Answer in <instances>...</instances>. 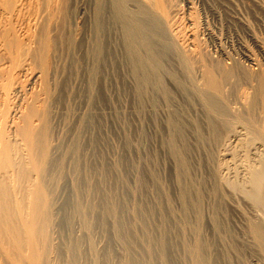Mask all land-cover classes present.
I'll use <instances>...</instances> for the list:
<instances>
[{"label":"bare ground","instance_id":"bare-ground-1","mask_svg":"<svg viewBox=\"0 0 264 264\" xmlns=\"http://www.w3.org/2000/svg\"><path fill=\"white\" fill-rule=\"evenodd\" d=\"M41 3L35 48L13 41L10 25L0 30L2 47L11 62L0 78L3 75L13 84L14 70L28 60L39 70L38 90L22 100L26 101L19 110V121L13 126L11 122V127L7 119L13 109L7 107V101L9 94L20 91L3 82L7 88L0 108V264H233L235 258L234 264H245L238 259L243 239L221 220V209L228 207L229 199L214 197L211 214L201 212L197 193L189 183L187 147H177L178 140H183L179 135L190 125L192 130L194 123L175 97L188 110L194 102L199 106L203 125L214 139L237 126L263 147L264 77L254 79L248 103L234 109L230 94L238 85L235 78L243 76H236L240 64L226 66L222 60L212 59L198 42L188 46L183 29L172 17L173 0H91L93 41L89 54L85 53L91 60L87 72L91 88L102 94L107 73L118 62L126 66L139 111L166 109V136L160 150L169 159V195L148 157L137 154V160L131 161L133 148L127 137L121 154L108 161L105 154L94 152L92 134L84 138L92 130L94 117L89 112L75 117L73 127L65 124L63 108L58 110L66 86L64 74L50 50L48 32L62 0ZM0 4L8 10L14 0ZM245 57L254 61L249 53ZM58 119L69 128L61 136L56 132ZM258 173L253 176V188L259 192L254 202L264 211V172ZM59 191L65 195L58 203ZM253 219L243 223L242 231L264 264V226ZM96 237L102 239L100 247Z\"/></svg>","mask_w":264,"mask_h":264},{"label":"rangeland","instance_id":"rangeland-1","mask_svg":"<svg viewBox=\"0 0 264 264\" xmlns=\"http://www.w3.org/2000/svg\"><path fill=\"white\" fill-rule=\"evenodd\" d=\"M41 1L14 0L15 8L13 6L11 9H8L10 11L6 8L4 9L3 5L0 4L2 5V7L0 6V30L10 25L14 34H12L14 36V39L12 38L13 41L18 40V42H23L24 45L27 44L26 47L35 48V43L39 40L37 30L40 28L39 24H41L42 20L41 13L39 14L43 4ZM60 4L59 11L49 21L48 32L51 37L50 50L56 55L57 62L59 61L58 65H61L62 67H59L63 69L60 71L62 75L64 74L62 78L65 80L66 86L62 92L63 103L58 110L60 111L63 108L61 114L65 118V124L68 127H73L74 120L77 119L75 117L89 112L94 117L91 123L92 130L85 132L84 138L88 139L92 134L94 152L97 151L98 154H105L108 161H114L115 157L121 154V144H123V140L127 137L128 141H131L130 144L133 148L132 153L130 152L129 154V158L132 159L131 161L137 160V154L148 157L149 162L155 166L160 181L165 186V192L170 195V192L172 193V186H170L169 159L160 150L162 149L161 141L166 136L165 128L163 131L164 120L166 119L165 115L167 113H165L166 109L156 108L158 111L156 110L153 113L147 107L146 109H142L144 112L142 110L139 111L138 104L136 105L131 91L132 86L130 85L129 77H127L126 66L119 65L118 62H116V65H118L112 67L107 73L109 77L105 79V86L103 85L102 87L105 90L102 91L103 95L98 92L96 94V91L91 88L89 74L87 73L90 71L91 65L89 62L91 63V60L89 56L86 57L85 55L86 51L89 54L93 41L91 0H62ZM173 5L175 7L172 17L178 22V25L180 24V29H183L188 46L195 45L198 42L200 43H197L200 49H204L212 59L222 60V63L226 66L232 62L240 64L238 66V63H236L240 69H238L237 73L235 70V73L236 76H242L241 74H243V78L238 76L237 78H241L237 80L238 83L235 78V86L238 85L236 88L231 86L233 89L235 88L234 91L229 87L233 91V95L230 94L231 99H229L231 103H229L231 107L232 105L234 106L232 107L234 109L235 107L243 106L244 102L248 103L249 100L247 101V99L253 94V84L255 85V81L258 78L260 79L261 76V78L264 77V0H173ZM174 15L176 16L175 18ZM80 41L81 44L79 43ZM2 46L3 44L0 39V72L11 68L9 56L5 53L4 46ZM222 53L223 55H221ZM247 53L254 59V61L251 60L253 63L246 59L245 55ZM25 60H28V58ZM21 65L20 69H16L13 72L15 74L12 76L14 82L11 81V78L9 79L14 85L6 81V78L3 79V75L0 78L1 86H4V83L6 84L7 82L8 87L13 85L20 91H18L19 95L16 91L13 93L14 95L9 94L10 96L8 97V99L13 98L7 101L9 103L7 107L11 110L13 109L12 111L10 110L11 115L7 119L9 120L10 127L19 121V113L21 114L26 101L22 100L29 99L30 94L36 89L38 90L39 82L36 78L39 70L36 66L31 65L29 60ZM241 70H243V73ZM252 70L255 75L258 74L255 76ZM249 72L250 74H248ZM249 76H253V80ZM254 79L256 80L254 81ZM6 85L4 88L1 87L2 89L0 88L2 93L0 94L1 109H3V103H5L3 90L5 87L7 88ZM13 86L11 88H14ZM229 88L227 89L229 90ZM100 95L102 96L100 97ZM98 96L100 100L97 99ZM175 98L178 106L183 109L187 119L192 124L194 123L193 126L196 125L194 126L195 130H193V126L192 130H190L191 125L188 127L190 129L185 128L184 132L179 135L182 136L183 140L177 139V147L178 150L182 144H185L187 147L186 163L188 166L189 183L197 193L201 212L204 215L211 214V205L214 197L221 195L223 199H229L232 203L228 200V207L221 209V220L226 221L225 223L231 231L235 235L238 233V236L240 235L239 239L242 238L245 242H241L242 239L239 241L242 244L240 243L241 248L239 249L238 259L245 264H263L260 253L258 251L256 253L254 245L253 247L250 245L253 244L250 243L251 239L246 238L248 235L244 234L242 230L245 228L243 223L248 218H254L255 221L259 220L264 226V211L258 204L256 205L257 199H254L258 196V194L256 195L258 190L254 187L256 191L253 188L254 178L257 176V173H260V171L261 173L264 172L262 170L264 169V146L259 145L257 143L258 140L253 141L256 139H252L246 130L237 126L223 133L218 139H214L208 132L206 125H203L204 117L201 116L199 106L193 101L194 103L191 105L193 108L188 110L189 108L183 105L182 99L177 96ZM10 104H12V107ZM238 108L240 109V107ZM238 108L237 110H239ZM20 109L21 111H19ZM60 119L57 120L55 126L56 132L62 135L69 128L65 126L68 130L64 129L65 124H61L60 122L63 119ZM262 132L264 134V128ZM137 146L141 147L140 149L143 153L139 148L140 151H137L141 153L136 152ZM255 174L256 176L253 177ZM213 175L215 176L213 177ZM214 180L217 183H214ZM64 195V191L56 194L58 203ZM231 199L234 200V203ZM235 209L240 213L235 212ZM245 218L247 219L245 220ZM96 238H98L96 240L100 247L102 239L100 237ZM249 246L251 247L249 248ZM233 260L234 264L236 258Z\"/></svg>","mask_w":264,"mask_h":264}]
</instances>
